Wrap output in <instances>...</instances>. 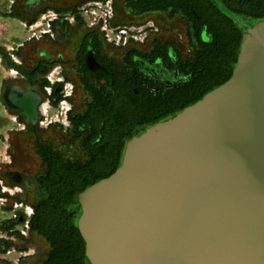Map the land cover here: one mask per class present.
Here are the masks:
<instances>
[{
	"label": "water",
	"instance_id": "95a60500",
	"mask_svg": "<svg viewBox=\"0 0 264 264\" xmlns=\"http://www.w3.org/2000/svg\"><path fill=\"white\" fill-rule=\"evenodd\" d=\"M4 101L37 121L36 89L10 85ZM79 202L90 264H264V18L227 82L131 139Z\"/></svg>",
	"mask_w": 264,
	"mask_h": 264
},
{
	"label": "flooded vegetation",
	"instance_id": "af4514ba",
	"mask_svg": "<svg viewBox=\"0 0 264 264\" xmlns=\"http://www.w3.org/2000/svg\"><path fill=\"white\" fill-rule=\"evenodd\" d=\"M87 1L91 0H83L81 3L69 8H47L41 11L39 15L49 9L76 11L81 4ZM121 1L123 0H114L115 23L140 25L153 22V28L144 40L130 41L125 46L117 45L110 42L99 28L90 27L81 16H77L74 21L57 20L52 24L56 36L44 35L43 37H50L52 42L58 44L61 49L56 50L47 47L34 58L36 66L42 63L49 68V71L44 75H39L35 83H31L28 77L21 75L27 79L28 85L24 87L21 84L22 87H19L22 89H36L41 95V102L38 105L39 115L37 121L33 123L28 121L22 113L13 111L17 116V124L8 139L9 161L1 167L0 177L3 179L4 186L20 187L16 194L9 193L6 196L10 204L21 201L31 206L33 214L30 216V220L35 214V203L38 201L33 202L35 199L33 196L35 186L37 185L33 182V178L41 170H46L45 162L39 153L40 146H52L55 151L62 155L65 161L73 164L86 163L92 160L91 149H95V147L90 146L88 140L94 133L95 127L88 123L85 118L86 113L95 106L96 95L94 90L88 87L87 79L90 82L89 84L94 85V87L105 88L109 87L115 78L119 79L126 72L134 70L142 74V86L148 88L151 92L161 93L189 81L197 69L202 68V65L198 64L203 57L205 45L214 42V33L194 12L193 15L190 14V4L186 0H167L169 4L166 9L146 11L132 8L129 4L130 0H127V7L124 8L123 16L126 15L125 17L128 18L119 14L118 5ZM248 1L251 6H255L257 9L264 8V0ZM231 2L237 4V0H231ZM221 7L227 9L226 5L221 4ZM154 13L168 18L171 23H159L154 18ZM234 17L238 25L242 27L243 33L247 24L260 19L245 15H235ZM54 24H59L56 29ZM89 34H93V36L88 40L84 55L85 60L81 63V50ZM60 35H63L62 39H59ZM96 42L100 43V51L95 52L92 47ZM70 46H75L72 58H68L66 55ZM90 50L94 53L101 67L96 71L91 70L87 62ZM55 53H57L56 56ZM62 53H65V55L61 56ZM128 58H131L132 61H128ZM70 59H74L75 62L70 64ZM140 62L144 63L146 69L150 68L148 70L151 71V75L140 69ZM74 63L77 68L73 66ZM56 66L61 67V75L64 80L72 83V92L67 98L70 111L67 113L64 122L46 123L44 121V103L49 100L54 104L63 96L57 87L51 95H48L45 90L47 75ZM101 74L108 76L110 79L101 78L100 82H97L91 78L92 75H95L99 79ZM167 83L172 84L167 85ZM96 148L103 150L102 144H99ZM27 158L30 164H27L29 163ZM17 163H19V167L16 166ZM35 170L36 172H34ZM1 191L2 186L0 185V193ZM5 212L10 211L7 209ZM17 213L21 214L23 211L18 210ZM10 217H12V214H9ZM17 221L12 220L5 232L6 235L2 238L5 240L3 248L7 249L6 252L18 251L20 253L16 258L12 260L5 259L4 261L6 264H44L50 251L44 249V238L39 233L33 232L31 225L29 228L25 227L22 219Z\"/></svg>",
	"mask_w": 264,
	"mask_h": 264
},
{
	"label": "trees",
	"instance_id": "16d2710c",
	"mask_svg": "<svg viewBox=\"0 0 264 264\" xmlns=\"http://www.w3.org/2000/svg\"><path fill=\"white\" fill-rule=\"evenodd\" d=\"M186 1L190 4V14L194 12L214 33V42L205 45L203 57L199 60L198 65H202V68L197 69L189 81L154 93L142 86L143 76L139 71L126 72L105 88L94 87L87 79L88 87L96 95L95 106L86 113L85 118L95 127L88 140V144L95 147L91 149L92 160L73 164L65 161L52 146L39 147L46 171L38 176L37 184L45 195L35 203V214L30 225L33 232L39 233L50 244L44 264H90L86 257V241L78 225L80 194L111 176L122 165L126 145L131 138L177 115L231 78L243 40V29L235 15L264 18V8L257 9L248 0H237V4L231 0ZM129 4L134 9L146 11L166 9L169 3L167 0H130ZM221 4L226 5L227 9H223ZM58 25L54 24V28ZM92 36L89 34L85 39L81 63L85 60L86 46ZM99 44H93L95 52L100 51ZM0 56L3 65L18 70L31 83L49 71L42 63L33 71H28L11 58L2 45ZM128 61L131 62V58ZM2 123L3 120H0V126ZM99 144H102L103 150L96 148ZM7 228L8 225H0V230ZM4 242L0 237V250L4 249Z\"/></svg>",
	"mask_w": 264,
	"mask_h": 264
},
{
	"label": "built area",
	"instance_id": "2783aa9c",
	"mask_svg": "<svg viewBox=\"0 0 264 264\" xmlns=\"http://www.w3.org/2000/svg\"><path fill=\"white\" fill-rule=\"evenodd\" d=\"M77 16H81L83 20L93 28H99L104 36L112 43L125 46L130 41H142L149 34L153 28V22L146 24H129L122 25L115 23V10L114 0H91L84 4H81L76 11H57L49 9L42 12L37 19L28 23L27 27L31 31L32 35L37 38H42L44 35L56 36V32L53 29V22L57 20L61 21H74ZM47 84L45 90L48 95L53 93V90L57 87L63 96L54 102L46 101L43 105L44 121L51 123L55 121L64 122L67 118V113L70 111V105L67 98L72 92V83L64 80L61 75V67L56 66L47 75ZM57 108V109H56ZM12 119L17 124V116L11 114ZM16 126V125H15ZM9 161L8 150L0 155V169ZM0 185L2 191L0 193V205L6 209L15 212L12 213V217L9 219L17 221L22 219L25 227H30V216L33 214V208L24 204V202L16 201L12 204L9 203L6 194H16L20 187H6L3 184V179L0 177ZM18 210H22L23 213L18 214ZM16 219V220H14ZM4 233L0 232V237H4ZM0 252V258L13 259L16 258L20 252Z\"/></svg>",
	"mask_w": 264,
	"mask_h": 264
},
{
	"label": "crops",
	"instance_id": "0c3cea01",
	"mask_svg": "<svg viewBox=\"0 0 264 264\" xmlns=\"http://www.w3.org/2000/svg\"><path fill=\"white\" fill-rule=\"evenodd\" d=\"M52 2L53 0H0V45L6 48L8 54L16 63L22 65L30 72L37 67L32 56H36L48 47L46 45L47 41L45 40L51 42L52 40L50 37L46 38L47 36L43 38L34 37L27 27V24L31 23L36 17L38 18L41 11L47 8L57 7L53 6ZM28 61L30 62L26 65L25 63ZM0 65H3L1 56ZM3 66L6 71L5 73H9L12 77L19 75L20 77L17 76L16 79L22 78L24 79L23 81L27 80L24 76H21L22 74L18 70L7 68L5 65ZM10 85L22 87V85L16 81L8 82L6 78L0 79V111L1 120H3L0 126V155L8 150V139L16 125L11 117V114H14V112L9 109L4 101L5 91ZM3 139L7 141L5 142ZM1 218L9 219V214L7 215L0 209V219ZM6 230L7 229L0 230V232L5 233ZM4 235H6V233ZM3 250H0V252H3ZM4 260V258H0V264H6Z\"/></svg>",
	"mask_w": 264,
	"mask_h": 264
},
{
	"label": "rangeland",
	"instance_id": "374dc122",
	"mask_svg": "<svg viewBox=\"0 0 264 264\" xmlns=\"http://www.w3.org/2000/svg\"><path fill=\"white\" fill-rule=\"evenodd\" d=\"M82 0H53V2H52V5L53 6H57V7H60V8H69V7H71V6H73V5H75V4H77V3H79V2H81ZM127 7V0H123V1H121L120 2V4L118 5V11H119V14L120 15H124V8H126ZM126 16V15H125ZM125 16H123V17H125ZM153 16H154V18L155 19H157V21L159 22V23H162V24H168V23H171V21L168 19V18H165L164 16H162V15H160V14H157V13H154L153 14ZM125 18H128V17H125ZM248 25V24H247ZM45 41H47L46 42V45L48 46V47H51V48H54V49H56V50H59V49H61L60 48V46H58V44H54V42H51V41H49V40H45ZM53 45H55V46H53ZM74 50H75V46H70V48H68V51H67V53H66V55H67V57L68 58H72L73 57V52H74ZM55 56L57 55V53H55L54 54ZM64 56L65 55V53L63 54H61V56ZM33 58L32 59H34L35 58V55H33L32 56ZM30 60V59H29ZM36 60V59H35ZM30 61H28L27 63H25L26 65L29 63ZM73 62H75L74 61V59H70L69 60V63L70 64H73ZM73 66H75V63H74V65ZM76 68H77V66H75ZM31 68V67H30ZM6 71H5V68H4V66L3 65H0V79L1 78H6V81H8V82H12V81H16V82H18V83H20V84H23L24 85V87L25 86H27L28 84H27V81L25 80V81H23L24 79H22V78H17L16 79V77L17 76H19V75H17L16 77H12V75H10L9 73H5ZM100 74V73H99ZM4 76V77H3ZM96 76H98L97 74H96ZM95 75H92L91 76V78L93 79V80H95V81H97V82H100V79L101 78H103V79H110L108 76H106V75H104L103 76V74H101V75H99V79H97V77H96ZM20 77V76H19ZM76 77V76H75ZM55 107V106H54ZM57 109V108H56ZM0 120H1V111H0ZM16 127V126H15ZM5 142L7 141L6 139H3ZM22 156V155H21ZM17 157V156H16ZM28 159V158H27ZM28 161H29V159H28ZM34 162V161H33ZM20 163V162H19ZM19 163H17L16 164V166L17 167H19ZM27 164H30V161H29V163H27ZM26 164V165H27ZM22 165V164H21ZM26 167H28V166H26ZM20 168H22V167H20ZM26 170H27V168H26ZM46 170H41L39 173H37L36 175H34V178H33V182L36 184L37 183V178H38V174H42V173H44ZM34 172H36V170L34 171ZM45 195V192L38 186V184L35 186V192H34V201L33 202H35L36 200H38L40 197H42V196H44ZM0 209L2 210V212H4V213H6L7 215L8 214H12L13 212H15V210L16 209H14L13 211H11V210H9L10 212H5L7 209L6 208H4L3 206H1L0 205ZM14 220H16V219H14ZM14 222H16V221H14ZM18 222V221H17ZM12 223V221L11 220H9V219H4V218H1L0 219V225H10ZM19 223V222H18ZM19 225H21V223H19ZM42 238H44V237H42ZM43 242H44V246H45V248L44 249H47V250H50V244L45 240V239H43Z\"/></svg>",
	"mask_w": 264,
	"mask_h": 264
}]
</instances>
